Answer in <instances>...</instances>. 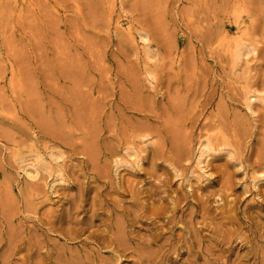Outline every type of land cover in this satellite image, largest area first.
Wrapping results in <instances>:
<instances>
[{"label": "rangeland", "instance_id": "obj_1", "mask_svg": "<svg viewBox=\"0 0 264 264\" xmlns=\"http://www.w3.org/2000/svg\"><path fill=\"white\" fill-rule=\"evenodd\" d=\"M263 248L264 0H0V264Z\"/></svg>", "mask_w": 264, "mask_h": 264}, {"label": "bare ground", "instance_id": "obj_2", "mask_svg": "<svg viewBox=\"0 0 264 264\" xmlns=\"http://www.w3.org/2000/svg\"><path fill=\"white\" fill-rule=\"evenodd\" d=\"M238 48H240V47H238ZM247 52V51H246ZM243 53V52H242ZM245 53V52H244ZM254 97V96H253ZM249 99V98H248ZM253 99H255V98H253ZM251 100V99H250ZM253 103V102H252ZM248 104V103H247ZM216 129V128H215ZM222 128H220V130H221ZM223 130V129H222ZM221 130V131H222ZM218 131V130H217ZM216 133V132H215ZM219 132H217L216 134H218ZM181 135V134H180ZM179 135V136H180ZM182 136V135H181ZM183 136H184V138L186 137V135H184L183 134ZM189 136V135H188ZM218 136V135H217ZM224 136V135H223ZM220 137V136H219ZM180 138V137H179ZM183 138V139H184ZM215 138V137H214ZM186 139H187V137H186ZM188 139L190 140V138L188 137ZM220 139V138H219ZM218 139V140H219ZM214 140H216V139H214ZM221 140V139H220ZM225 140H226V138H225ZM224 140V141H225ZM178 141V140H177ZM182 142H183V140H182ZM203 142V141H202ZM206 142V141H205ZM209 142V141H208ZM185 143V142H184ZM183 143V144H184ZM190 143V142H189ZM227 143V142H226ZM225 143V144H226ZM179 144H180V142H179ZM188 144V143H187ZM201 144V143H200ZM203 144H204V142H203ZM208 144V143H207ZM181 145V144H180ZM184 145H186V144H184ZM189 145V144H188ZM205 145V144H204ZM229 145H231L230 144V142H229ZM178 146V145H177ZM187 146V145H186ZM185 146V147H186ZM200 146V145H199ZM210 146V145H209ZM212 146H214V145H212ZM180 147V146H179ZM184 147V148H185ZM203 147V146H202ZM218 147V146H217ZM219 147H220V144H219ZM180 150H181V147H180ZM185 150H187V149H185ZM216 150H217V148H216ZM234 150V149H233ZM203 151H204V149H203ZM215 151V150H214ZM229 151H231V150H229ZM182 152V151H181ZM209 152V151H208ZM217 152V151H216ZM212 153V152H211ZM229 153V152H228ZM209 154V153H208ZM235 154V153H234ZM234 154H232V155H234ZM200 155V154H199ZM213 155V154H212ZM227 155V154H226ZM201 156V155H200ZM227 156H229V155H227ZM233 157V156H232ZM198 158V157H197ZM206 158V157H205ZM239 158V157H238ZM140 159H142L141 157H140ZM200 159V158H199ZM208 159V158H207ZM198 160V159H197ZM209 162L211 161V160H208ZM116 163V162H115ZM206 163H208V162H206ZM240 163V162H239ZM204 164V163H203ZM115 165V164H114ZM117 165H118V163H117ZM141 165V164H140ZM207 165V164H206ZM97 166H99V165H97ZM116 166V165H115ZM122 166V165H121ZM124 166V165H123ZM152 166H154V165H152ZM104 166H102V168H103ZM140 167V166H139ZM202 167V166H201ZM200 167V168H201ZM116 168V167H115ZM119 168V167H118ZM101 169V168H100ZM120 169V168H119ZM103 170H104V168H103ZM205 170V169H204ZM108 168L106 169V173H108ZM117 171V170H116ZM176 171V170H175ZM177 171H178V169H177ZM202 171V170H201ZM102 172V171H101ZM208 172V171H207ZM106 173H104V174H106ZM116 173V172H115ZM179 172H177V174H178ZM109 174V173H108ZM117 174H118V171H117ZM205 174V173H204ZM98 175H99V173H98ZM116 175V174H115ZM207 175V174H206ZM205 175V176H206ZM211 175V174H210ZM209 176V175H208ZM101 177V176H100ZM107 177V176H106ZM106 177H104V178H106ZM189 177V176H188ZM202 178V177H201ZM213 178V177H212ZM102 179H103V177H102ZM107 179V178H106ZM188 179V178H187ZM110 180H111V178H110ZM109 180V181H110ZM165 180V179H164ZM113 181V180H112ZM118 182H119V180H117ZM148 181V180H147ZM163 181V180H162ZM188 181V180H187ZM204 181H206L205 179H204ZM159 182V181H158ZM207 182V181H206ZM260 182H261V180H260ZM259 182V183H260ZM127 183V182H126ZM133 183V182H132ZM156 183V182H155ZM165 183V182H164ZM208 183V182H207ZM187 184H189V183H187ZM98 185V184H97ZM207 185V184H206ZM256 186H258V185H256ZM189 187V186H188ZM190 187H191V185H190ZM149 188H151V187H149ZM153 189H154V187H152ZM151 188V189H152ZM164 188V187H163ZM103 189V188H102ZM150 189V190H151ZM187 189H189V188H187ZM228 189H230V188H228ZM132 190V189H131ZM162 190V189H161ZM130 191V190H129ZM135 191V190H134ZM152 191V190H151ZM229 191V190H228ZM121 192V191H120ZM131 192V191H130ZM153 192V191H152ZM192 192V191H191ZM223 192H225V191H223ZM132 193H134V192H132ZM154 193V192H153ZM164 193V192H163ZM230 193H232V192H230ZM137 194V193H136ZM225 194V193H224ZM233 194V193H232ZM164 195V194H163ZM191 195V194H190ZM231 195V194H230ZM140 196V195H139ZM94 197V196H93ZM93 197H92V199H93ZM108 197V196H107ZM141 197V196H140ZM178 197V196H177ZM222 197V196H221ZM231 197H234L233 195L231 196ZM134 198V197H133ZM178 199V198H177ZM204 199V198H203ZM203 199H202V201H203ZM227 199V198H226ZM121 200V199H120ZM135 200V199H134ZM170 200V199H169ZM132 201V200H131ZM171 201H172V199H171ZM174 201V200H173ZM178 201V200H177ZM177 201H175L176 203H177ZM74 202V201H73ZM205 202V201H204ZM228 202V201H227ZM232 202L234 203V199H232ZM231 202V203H232ZM145 203V202H144ZM175 203V204H176ZM174 204V203H173ZM225 204V203H224ZM159 205V204H158ZM166 205V204H165ZM204 205H205V203H204ZM208 205V204H207ZM175 206H177V205H175ZM167 207V206H166ZM205 207V206H204ZM225 207V206H224ZM223 207V208H224ZM228 207V206H227ZM154 208V207H153ZM176 208V207H175ZM206 208H207V206H206ZM205 208V209H206ZM226 208V207H225ZM229 208V210L232 208L231 206L230 207H228ZM235 208V207H234ZM132 209V208H131ZM134 209V208H133ZM132 209V210H133ZM193 208H190V210H192ZM233 209V208H232ZM232 209H231V211H232ZM136 210V209H135ZM194 210V209H193ZM225 210V209H224ZM234 210V209H233ZM175 211V210H174ZM206 211V210H205ZM205 211H204V213H205ZM135 212H137V211H135ZM162 212V211H161ZM190 212V211H189ZM193 212V211H192ZM206 212H208V211H206ZM222 213V212H221ZM224 213V212H223ZM232 213V212H231ZM230 213V214H231ZM135 214V213H134ZM138 214V213H137ZM153 214V213H152ZM219 214V213H218ZM226 214H228V213H226ZM136 215V214H135ZM154 215V214H153ZM192 215V214H191ZM72 216V215H71ZM209 216V215H208ZM217 216V215H216ZM243 216V215H242ZM106 217V216H105ZM104 217V218H105ZM136 217V216H135ZM150 217V216H149ZM153 217V216H152ZM173 217H175V216H173ZM190 217V216H189ZM188 217V219H190ZM207 217V216H206ZM229 217V216H228ZM227 217V218H228ZM233 217V216H232ZM232 217H230L231 218V220H227V221H232ZM72 218V217H71ZM74 218V217H73ZM204 219V218H203ZM235 218L233 217V220H234ZM239 219V218H238ZM69 220V219H68ZM74 220V219H73ZM145 220V219H144ZM171 220V219H170ZM172 220H173V218H172ZM207 220V219H206ZM222 220V219H221ZM223 220H225V219H223ZM72 221V220H71ZM210 221V220H209ZM74 222H75V220H74ZM220 222V221H219ZM225 222V221H224ZM224 222H222V223H224ZM233 222H237L236 220L235 221H233ZM69 223H70V221H69ZM161 223V222H160ZM159 223V224H160ZM170 223H172V222H170ZM203 223H204V221H203ZM191 224V223H190ZM197 224H199V223H197ZM208 224V223H207ZM206 224V225H207ZM211 224V223H210ZM229 224H230V222H229ZM179 225H182V224H179ZM238 225H240V224H238ZM189 226H191V225H189ZM199 226V225H198ZM208 226V225H207ZM212 226V225H211ZM216 226V225H215ZM74 227V226H73ZM203 227V226H202ZM236 227V226H235ZM164 228V227H163ZM192 228V227H191ZM208 228H209V226H208ZM213 228V227H212ZM215 228V227H214ZM218 228V227H217ZM220 228V227H219ZM218 228V229H219ZM226 228V227H225ZM112 229H113V232L115 231V237H109L110 238V240L109 241H106L105 239H102L101 237H99L101 234H103V233H110V232H108V231H106V230H103L99 235H97V245L99 244V247H101V248H105V249H111V247H112V251L113 252H115L119 257H123V256H127V254H125V252H123V251H126V246L128 245V243L129 242H133L134 241V238L132 237V236H130L129 234H128V231H127V227L125 226V225H118V226H115V225H113L112 226ZM141 229V228H140ZM162 229V228H161ZM165 229V228H164ZM216 229V228H215ZM218 229H216V230H218ZM229 229H230V227H229ZM228 229V230H229ZM237 230V229H236ZM167 231V230H166ZM112 232V233H113ZM193 232H194V230H193ZM240 232V231H239ZM179 233V232H178ZM195 233V232H194ZM245 233V232H244ZM78 234V233H77ZM179 235V234H178ZM232 234H228V236H231ZM79 236V235H78ZM174 236V235H173ZM183 236V235H182ZM235 236V235H234ZM233 236V237H234ZM240 236V235H239ZM181 237V236H180ZM185 237V236H184ZM196 237V236H195ZM232 237V236H231ZM243 237V236H242ZM142 238V237H141ZM179 238V237H178ZM197 239H199L200 240V238L197 236L196 237ZM228 238V237H227ZM98 239H99V241H98ZM229 239V238H228ZM231 239V238H230ZM80 240V239H79ZM88 240V239H87ZM149 240V239H148ZM185 240V239H184ZM198 241V240H197ZM186 242V241H185ZM231 242V241H230ZM137 243V242H136ZM187 243V242H186ZM200 243V242H199ZM232 243V242H231ZM86 244V243H85ZM148 246L147 247H149V246H151L152 244H153V242H151V241H148ZM130 246V245H129ZM216 246V245H215ZM236 246H237V244H236ZM244 246V245H243ZM259 246H260V244H259ZM132 247V246H131ZM159 247V246H158ZM199 247H201V246H199ZM71 248V247H70ZM94 248V247H93ZM162 248V247H161ZM160 248V249H161ZM218 248V247H217ZM59 249H60V247H59ZM76 249V248H75ZM94 249H96V248H94ZM129 248H127V250H128ZM150 249H152V248H150ZM208 249H209V247H208ZM264 249V248H263ZM64 250V249H63ZM97 250V249H96ZM123 250V251H122ZM142 250V249H141ZM158 250H159V248H158ZM239 250V249H238ZM61 251V250H60ZM90 251V250H89ZM135 251V250H134ZM147 252L148 250H145L144 249V252ZM151 251V250H150ZM150 251H149V253H150ZM143 252V253H144ZM156 252H158V251H156V249H155V252L154 251H152V253H150V254H153V253H156ZM210 252V251H209ZM238 252V251H237ZM236 252V253H237ZM256 252V251H255ZM264 252V251H263ZM59 253H61V252H59ZM77 253V252H76ZM136 253V252H135ZM139 253V252H138ZM137 254V253H136ZM243 254V253H242ZM241 254V255H242ZM261 254H262V252H261ZM86 255V254H85ZM140 255V254H139ZM161 255V254H160ZM57 256H58V254H57ZM60 256H61V254H60ZM152 256V255H151ZM204 256V255H203ZM236 256H238V255H236ZM256 256V254L255 253H253V257H255ZM262 257L264 256V255H261ZM62 257V256H61ZM89 257V256H88ZM241 257V256H240ZM66 258V257H65ZM133 258V257H132ZM148 258H149V256H148ZM147 258V259H148ZM151 258H153V257H151ZM222 258V257H221ZM109 259V258H108ZM166 259V258H165ZM235 259V258H234ZM237 259V258H236ZM65 260V259H64ZM67 260V259H66ZM136 260V259H135ZM57 261V260H56ZM72 261H73V259H72ZM206 261V260H205ZM79 262V261H78ZM95 262V261H94ZM124 262V261H123ZM153 262V261H152ZM221 262V261H220ZM253 262V261H252ZM262 262L264 263V261H263V259H262ZM66 263H67V261H66ZM69 263V262H68ZM67 263V264H68ZM81 263V262H80ZM80 263H77V264H80ZM205 263V262H204ZM210 263V262H209ZM223 263L224 264H227V263H225V261H223ZM234 263V262H233ZM237 263V262H236ZM70 264V263H69ZM72 264V263H71ZM262 264V263H261Z\"/></svg>", "mask_w": 264, "mask_h": 264}]
</instances>
